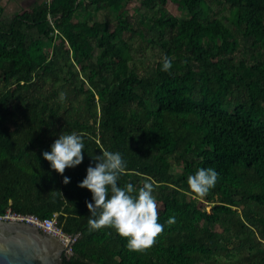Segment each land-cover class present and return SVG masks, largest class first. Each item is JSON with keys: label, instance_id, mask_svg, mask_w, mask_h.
Here are the masks:
<instances>
[{"label": "trees", "instance_id": "1", "mask_svg": "<svg viewBox=\"0 0 264 264\" xmlns=\"http://www.w3.org/2000/svg\"><path fill=\"white\" fill-rule=\"evenodd\" d=\"M62 131L85 137L63 175L43 157ZM105 149L127 162L121 186L154 184L164 229L143 250L89 230L79 181ZM209 166L219 177L201 196L188 176ZM8 207L79 235L64 264H264V0L0 5V215Z\"/></svg>", "mask_w": 264, "mask_h": 264}, {"label": "clouds", "instance_id": "2", "mask_svg": "<svg viewBox=\"0 0 264 264\" xmlns=\"http://www.w3.org/2000/svg\"><path fill=\"white\" fill-rule=\"evenodd\" d=\"M172 58L165 56L162 68H172ZM67 97L65 91L59 93V99ZM85 137L76 131L64 132L54 140L50 150L43 152V157L50 162V167L63 175L66 168H74L84 160ZM86 169V176L79 181L81 188L91 193L86 201L90 212L89 230H97L105 226L112 227L118 234L126 238L127 247L131 250H143L155 243V238L164 229L159 220L157 197L154 184L145 179L137 188L132 182L123 186L119 184L122 174L127 171V162L120 151L105 149L92 157ZM219 172L214 167H200L188 176L190 189L201 196L207 194L218 180ZM71 177L64 175L63 183L67 184ZM175 222L169 217L167 223Z\"/></svg>", "mask_w": 264, "mask_h": 264}, {"label": "water", "instance_id": "3", "mask_svg": "<svg viewBox=\"0 0 264 264\" xmlns=\"http://www.w3.org/2000/svg\"><path fill=\"white\" fill-rule=\"evenodd\" d=\"M67 247L35 226L0 220V264H64Z\"/></svg>", "mask_w": 264, "mask_h": 264}, {"label": "built area", "instance_id": "4", "mask_svg": "<svg viewBox=\"0 0 264 264\" xmlns=\"http://www.w3.org/2000/svg\"><path fill=\"white\" fill-rule=\"evenodd\" d=\"M0 220L35 226L39 231L57 239L61 244L67 245L66 256L73 255V246L77 242L78 234L68 235L57 225L56 215L48 219H39L34 215H21L11 211L10 207L0 215Z\"/></svg>", "mask_w": 264, "mask_h": 264}, {"label": "rangeland", "instance_id": "5", "mask_svg": "<svg viewBox=\"0 0 264 264\" xmlns=\"http://www.w3.org/2000/svg\"><path fill=\"white\" fill-rule=\"evenodd\" d=\"M43 1L45 0H0V5L5 6L6 9L11 11V13H14V12H19L24 9L28 10L29 6L33 4L34 2L41 3ZM132 1H138V0H132ZM116 8H118V11L122 13V10L119 7H116ZM167 9L171 14L177 17L179 16L183 17L186 15L184 12L178 11L176 5H174L173 3H169L167 5ZM128 10H129V13H132L131 5L128 7ZM44 49L45 51L49 52L51 50V44L45 45Z\"/></svg>", "mask_w": 264, "mask_h": 264}, {"label": "flooded vegetation", "instance_id": "6", "mask_svg": "<svg viewBox=\"0 0 264 264\" xmlns=\"http://www.w3.org/2000/svg\"><path fill=\"white\" fill-rule=\"evenodd\" d=\"M66 256V255H65Z\"/></svg>", "mask_w": 264, "mask_h": 264}]
</instances>
